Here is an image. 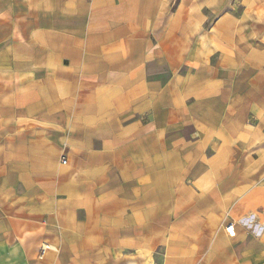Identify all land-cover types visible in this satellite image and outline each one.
Masks as SVG:
<instances>
[{
	"label": "crops",
	"instance_id": "crops-1",
	"mask_svg": "<svg viewBox=\"0 0 264 264\" xmlns=\"http://www.w3.org/2000/svg\"><path fill=\"white\" fill-rule=\"evenodd\" d=\"M0 264H264V0H0Z\"/></svg>",
	"mask_w": 264,
	"mask_h": 264
},
{
	"label": "built area",
	"instance_id": "built-area-1",
	"mask_svg": "<svg viewBox=\"0 0 264 264\" xmlns=\"http://www.w3.org/2000/svg\"><path fill=\"white\" fill-rule=\"evenodd\" d=\"M61 163L62 164H67L68 163V158L65 154L62 155L61 157ZM226 232L228 233L229 236L234 237L235 236V231H234V224H228V226L226 227ZM49 248V246H45L43 248V251L47 250Z\"/></svg>",
	"mask_w": 264,
	"mask_h": 264
},
{
	"label": "rangeland",
	"instance_id": "rangeland-1",
	"mask_svg": "<svg viewBox=\"0 0 264 264\" xmlns=\"http://www.w3.org/2000/svg\"><path fill=\"white\" fill-rule=\"evenodd\" d=\"M65 154L67 156V151L63 150L62 155ZM62 157V156H61Z\"/></svg>",
	"mask_w": 264,
	"mask_h": 264
}]
</instances>
